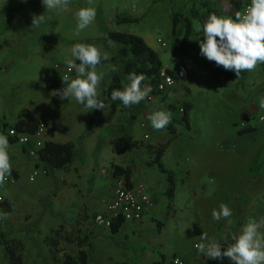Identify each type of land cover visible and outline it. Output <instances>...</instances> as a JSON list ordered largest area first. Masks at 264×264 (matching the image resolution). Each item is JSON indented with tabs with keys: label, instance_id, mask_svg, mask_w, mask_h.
Masks as SVG:
<instances>
[{
	"label": "crops",
	"instance_id": "1",
	"mask_svg": "<svg viewBox=\"0 0 264 264\" xmlns=\"http://www.w3.org/2000/svg\"><path fill=\"white\" fill-rule=\"evenodd\" d=\"M75 3L69 0L68 10ZM41 8H45L42 0H0V21L2 14L9 15L23 27L24 16ZM15 44L16 41H0V134L8 138L12 165L11 174L0 185V193L12 205L9 212L0 206V213H7L6 219L0 218V264H9L2 242L6 238L24 243V264H63L67 253L77 255L87 249V245L65 240L58 247L48 244L46 237L60 228L64 233L90 235L93 253L88 264H153L162 256L164 264H174L177 258L181 264H233L228 258H208L195 245L204 232L208 236L205 243L215 240L225 250L249 219L264 218V121L255 114L260 100L257 103L251 88L254 82H248L247 72L239 78L233 71L212 72L214 80L228 82L223 94L226 104L219 117L214 116L213 123L202 130L194 115L198 97L169 66L163 65L176 77L175 87L167 93H156L152 102L143 101V109L135 116L121 107L112 109L110 99L101 95L111 83L110 67L103 70L105 76L97 88L104 110H91L80 103L82 107L75 108L73 104L68 106L69 98L61 99L56 94L55 84L66 87L58 72L51 70L46 83L41 82L42 78L28 81L25 89L24 80L15 81L22 70L16 54L10 52ZM25 96H29L28 102H24ZM210 100L201 99L206 108L210 107ZM182 101L192 105L188 123L178 109L170 107ZM23 108L53 128V135L48 134L46 142L75 144L77 155L70 165L48 171L39 154L30 156L25 145L4 133V123L13 125ZM157 110L172 113L171 122L161 130L154 129L148 120ZM95 116V131L81 137ZM140 116L146 121V133H154L155 137H137L136 121ZM127 118L134 126L130 137L115 136L111 127L116 121L123 124ZM180 128H186L198 143L192 139L185 143L183 137H177ZM245 128L250 130L242 131ZM204 132L206 138L199 142ZM158 147L164 148L160 161L176 181L172 197L167 192V173L160 169L153 152ZM117 166L129 171L127 181L131 188L143 186L154 202L141 220H125L117 228H104L95 223L94 217L105 210L112 198ZM34 169H39L40 174L31 180ZM234 169L244 177L231 200L229 190L221 184L231 181L228 176ZM221 203L232 211L231 225L227 219L217 221L212 217V211H219Z\"/></svg>",
	"mask_w": 264,
	"mask_h": 264
},
{
	"label": "rangeland",
	"instance_id": "2",
	"mask_svg": "<svg viewBox=\"0 0 264 264\" xmlns=\"http://www.w3.org/2000/svg\"><path fill=\"white\" fill-rule=\"evenodd\" d=\"M203 1L205 0H91V4H89V0H75L76 3L67 12L46 8L34 10L31 14L24 16L26 24L23 27L16 24L12 16L2 14L0 41H16L10 52L16 54L22 70L18 71L15 81L24 80L22 87L25 89L27 82L34 79L40 80L42 78L41 82L46 83L47 74L50 75L51 70L58 72V70H54L55 63L65 65V59L71 57L72 46L81 43L80 39L82 37H102L110 30L139 34L160 54L163 65L176 70L181 81L187 84L192 93L198 97L194 115L198 120L199 128L204 130L207 124L213 123L214 116L219 117L226 104V102H223V97L227 92L228 82H218L212 77L213 71L225 69L200 54L199 42L203 40V23L200 20L193 18L192 31L187 41L184 39L185 24L180 23L178 26L182 29L180 35L174 36L172 32L174 14L184 13L191 16L194 9H203ZM211 1H219V7H223V14L227 13L224 16L229 17L228 12L231 5L228 0ZM243 1L248 2L251 0ZM89 6L96 8L95 20L89 27L77 34L78 21L76 13L80 8ZM41 14L45 16V22L33 27V17ZM124 14H130L140 19L136 22L121 24H117L115 21L112 22L115 17ZM197 25L200 26V31L196 30ZM159 38L166 45L159 42ZM108 43L109 41L106 43L100 41L94 45L102 53H107L110 56L117 47H109L106 45ZM108 68L107 64L101 63L97 66V71H107ZM247 78L249 83L254 82L251 84V88L258 103V100L264 98V64H259L254 71L247 72ZM249 86L250 84L247 87ZM246 91L249 96V89ZM28 97H24V102H28ZM203 97L211 99L210 107L206 108L204 106L201 101ZM251 101L253 102L252 98ZM72 104L75 108L82 107L73 97H69L68 106ZM256 112L257 117L264 115V109L260 107L259 111ZM123 120V124H117L116 121L110 131L117 137H130L134 126L129 118ZM144 120V117L140 116L136 121L138 124L137 137L144 138L145 134H149L148 137H155L154 133H146L147 126ZM105 130L104 127L103 133H105ZM179 131L177 137H183L185 143L186 139H192L194 143H198L197 138L192 137L186 128H180ZM205 138L206 134L204 132V136L199 138L198 141H204ZM228 177L231 181L221 185L229 190V199L232 200L236 194L234 189L240 182L242 183L244 175L234 169L230 171Z\"/></svg>",
	"mask_w": 264,
	"mask_h": 264
},
{
	"label": "clouds",
	"instance_id": "3",
	"mask_svg": "<svg viewBox=\"0 0 264 264\" xmlns=\"http://www.w3.org/2000/svg\"><path fill=\"white\" fill-rule=\"evenodd\" d=\"M46 9L67 11L69 0H42ZM91 4V0H89ZM96 8L83 7L76 13L77 34L89 27L95 20ZM45 22L43 14L33 17V27ZM197 31L201 28L196 27ZM203 40L199 42L200 54L207 60L215 62L225 70L233 71L239 78L242 72H251L259 64H264V0H251L250 5L243 12H236L235 17L219 16L215 13L209 15L203 23ZM109 45L113 42L109 40ZM109 56L102 53L93 44L76 43L71 48V57L65 59V65L69 72L75 71V78L62 77L64 85L56 94L61 99L73 97L78 103L84 104L88 109L104 110L105 104L98 98L97 88L105 76L104 71H97V66L102 60L107 61ZM79 61V63H77ZM110 70L117 71L115 66H109ZM129 83L123 90H113L112 100H120L125 107L139 104L149 98L152 88L142 82L147 79L145 74L129 73ZM259 107L264 109V98L260 100ZM172 113L165 110H157L148 116L151 126L156 130L167 127L171 122ZM264 121V115L260 116ZM8 138L0 134V185L5 183L7 175L11 174ZM232 211L227 204L221 203L219 211L213 210L214 220L222 218L228 220ZM0 218L6 219L7 213H0ZM264 218L249 219L241 228L238 236H233L234 243L228 244L222 250L221 243L212 240L208 243L207 233L200 236V242L196 249L211 259L228 258L233 264H264ZM174 264H181L179 258Z\"/></svg>",
	"mask_w": 264,
	"mask_h": 264
},
{
	"label": "trees",
	"instance_id": "4",
	"mask_svg": "<svg viewBox=\"0 0 264 264\" xmlns=\"http://www.w3.org/2000/svg\"><path fill=\"white\" fill-rule=\"evenodd\" d=\"M231 9L228 12L229 17H235L236 12H242L243 9H246L251 1L244 2L243 0H228ZM219 1L205 0L203 1V9H194L191 13V16H188L184 13H176L173 16V28L172 32L174 36L180 35L182 32L178 26L180 23L185 24L186 30L184 34L185 41L190 37L192 31V17L200 20L204 23L210 14L215 13L219 16L226 15L223 14V7H219ZM139 20V17L132 16L130 14L119 15L115 22L117 24L136 22ZM111 40L113 46L117 47L115 52L109 56L107 61L102 60L101 63H112L116 67L117 71H111V83L102 90L101 95L107 96L111 101L112 109H117L121 107L124 110L131 111L132 116L138 114L139 111L143 109V100L139 104H133L131 106L125 107L120 100H112L111 93L113 90H123L125 85H127L128 79L127 76L129 73L135 72L137 74L143 73L147 77L145 81L142 82L146 84L149 82V79L157 81V75L160 69L163 67L162 59L160 54L146 41V39L136 33L125 32L119 30H110L103 37H88L81 40L84 44H95L100 41L105 43ZM109 47H112L106 44ZM79 63V61H77ZM152 82V81H151ZM58 90H61V85L59 83L55 84ZM155 94L158 93L155 89ZM165 97H163L164 99ZM179 105H183L184 113L183 119L188 123L189 122V112L192 108L190 102L182 101ZM179 105H170L171 109H179ZM42 120L33 115L28 109L23 108L20 111L19 119L13 125L20 131L34 133L39 126ZM98 124L97 116L92 119L91 126L89 129L81 136L91 134L95 131ZM9 126V123H4V127ZM250 128L242 129V131H249ZM48 134L53 135V128L49 126ZM75 144L73 142L58 143L52 140H48L45 144V147L39 151L40 159L44 162L46 170L53 168H61L70 165L76 155L77 151L74 148ZM164 148L158 147L153 152H155V159L158 162V165L162 171L167 173L169 179L168 194L170 197L173 196L176 189V181L173 177L172 172L165 169L163 164L160 161L161 154ZM125 173L129 181V171L127 169H121L118 166L116 167L114 174L117 176L119 174ZM5 212L12 210V205L6 200L1 204ZM0 205V206H1ZM123 220L118 219L114 221L112 228H117V224L121 223ZM90 235L87 233H78L76 232H63L62 229H57L46 237L48 244L53 247H58L62 240L67 242H77L80 246L87 245V249H81L77 255L66 254L63 264H88L90 256L93 253L92 243L89 240ZM5 244V257L8 260L9 264H24L22 250L24 249V243L18 239H3L2 241ZM165 260L162 256L158 260L154 261L153 264H164Z\"/></svg>",
	"mask_w": 264,
	"mask_h": 264
},
{
	"label": "built area",
	"instance_id": "5",
	"mask_svg": "<svg viewBox=\"0 0 264 264\" xmlns=\"http://www.w3.org/2000/svg\"><path fill=\"white\" fill-rule=\"evenodd\" d=\"M158 40L163 45H166L160 38ZM54 70H58L61 78L68 76L70 79L77 75L75 71L69 72L66 65H61L60 63H55ZM176 83V77L166 67H162L157 75V81L149 79V82L146 83L151 86L152 91L149 93V98L143 101L152 102L155 99V89L160 93H167L175 87ZM178 110L183 114V105H179ZM48 128V123L41 121L34 133L20 131L14 125H9L3 130L10 139L25 145L29 155L34 157L37 156L39 151L45 146V137L48 135ZM39 174L40 170L34 169L30 179L35 180ZM4 200L5 197L0 193V205ZM153 202V198L147 193L143 186L131 188L128 184L126 175L122 173L115 179L111 200L105 204L104 211L95 215L94 221L101 227L112 228L114 221L118 219H122L123 221L141 220Z\"/></svg>",
	"mask_w": 264,
	"mask_h": 264
}]
</instances>
